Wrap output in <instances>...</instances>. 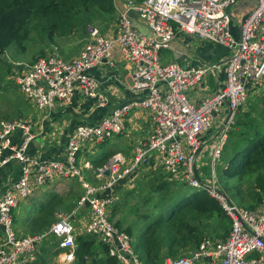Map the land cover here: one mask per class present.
Listing matches in <instances>:
<instances>
[{"label": "built area", "instance_id": "1", "mask_svg": "<svg viewBox=\"0 0 264 264\" xmlns=\"http://www.w3.org/2000/svg\"><path fill=\"white\" fill-rule=\"evenodd\" d=\"M111 33L86 24V42L77 55L65 58L55 52L38 56L32 63L16 62L9 78L20 93L40 109L55 101L69 103L79 91L104 107L109 99L88 71L110 62L114 48L126 62L134 92L139 98L114 105L94 123L78 124L65 142L62 159L42 160L27 153L34 135L27 119L0 120V169L10 162L20 165V174L0 193V264L35 261L39 246L53 238L61 249L60 264L74 259L75 230L71 214L55 213V221L42 232L19 236L13 228L12 212L20 201L53 179L76 178L83 188L77 208H89L83 233L108 247V255L120 264H144L131 236L109 219V207L118 199L116 185L142 167L159 170L165 179L181 181L216 199L230 219L224 237L203 236L186 256L166 258L162 264H258L248 258L264 249V197L247 209L233 203L218 187L216 165L220 163L227 132L247 96L264 80V0L239 25V36L230 33L231 8L238 0H122ZM136 17V18H134ZM138 21L146 30L135 25ZM177 32L198 40L221 44L230 54L224 60V80L212 94L192 103L188 91L217 65L184 66L162 62L160 50L169 46ZM227 112L223 114V108ZM133 110L150 114L148 135L137 139L129 161L115 154L109 163L96 168V183L85 179L78 166L87 147L124 132L127 115ZM221 119L216 124V116ZM20 133L19 144L13 143ZM207 160V161H206ZM84 162L85 168H90ZM109 173L105 176V170ZM109 189V194H103ZM262 259V258H261Z\"/></svg>", "mask_w": 264, "mask_h": 264}, {"label": "rangeland", "instance_id": "2", "mask_svg": "<svg viewBox=\"0 0 264 264\" xmlns=\"http://www.w3.org/2000/svg\"><path fill=\"white\" fill-rule=\"evenodd\" d=\"M115 19L114 15L100 13L96 10L87 12L80 9L74 10L71 9L69 4H66L59 11L50 14L46 18L31 19L26 31L22 34L23 38L20 44L19 41L15 42L0 59V119H12L21 115L23 97L15 84L5 81V76L10 75L14 62L32 63L38 56L48 52H55L65 58L74 56L86 42V24L91 23L97 26L101 32H105L112 27ZM230 33L235 39H238V32L235 33L232 29ZM160 55L162 56L163 53L160 52ZM251 108H253L252 115L258 117L259 121H264V80L260 86L251 90L244 106L236 112L235 117L241 111L251 110ZM235 117L227 132V137L235 124ZM222 155L220 163L216 165L218 187L233 203L247 206V198L253 189V175H255L256 171L244 175H236L233 178L222 176L223 164L226 161ZM110 158L106 163H109ZM80 165L81 163H79L78 159V166ZM81 170L84 176L86 175L89 180L94 181L92 172L85 174L82 168ZM164 181H166L168 186L167 191L158 188ZM46 189H52V191L45 192V200L42 202L41 200L37 203L34 202L28 209L29 200L25 201V203H28L27 212L25 213L27 216L25 218L19 217L17 219L14 216L15 230L19 234L32 235L36 232L45 231L51 224L55 213H73L77 206L78 196L83 191L79 181L73 177L58 179V184L55 188L52 186ZM195 190L197 189L183 184L181 181L167 180L156 171L145 170L130 185L121 186L119 189L116 188L118 199L109 207L108 214L113 222H119L123 230L130 229L131 239L135 241L134 243H143L144 241V246H146L145 242H147L150 235L148 233L151 230L156 229L160 232V229L163 230V228H158L157 226L151 228L155 223H151L148 220L158 216L160 221L165 222L167 217H173L171 214L174 206L183 202L189 193ZM40 193L37 192V195ZM87 209L89 210L88 207ZM197 220L199 219H193L188 215L184 223L172 222L173 233L177 236L174 243L179 241L184 235L185 228L188 230V227H191L188 224H198ZM71 222L73 224V221ZM223 226L229 227V221L225 218H223ZM208 233L211 234L210 231ZM164 236L165 233L161 232L159 238ZM56 249V240L53 238L44 240L39 246L38 257L32 264H60L56 259ZM164 249L168 255L167 246ZM188 250L185 249L181 252Z\"/></svg>", "mask_w": 264, "mask_h": 264}, {"label": "crops", "instance_id": "3", "mask_svg": "<svg viewBox=\"0 0 264 264\" xmlns=\"http://www.w3.org/2000/svg\"><path fill=\"white\" fill-rule=\"evenodd\" d=\"M256 4L257 0H238L231 8L230 30L233 29L235 33L238 32L239 36L240 23L256 6ZM115 6L116 17L118 9L120 10L123 8V1L115 0ZM135 25L142 30H146L138 21L135 22ZM113 26L114 24L103 33H111ZM160 52L163 53L162 56L160 55L162 62L175 61L184 66L194 67L204 65H217V67L207 71L204 74L203 78L192 89L188 91V97L192 103L197 104L201 99L212 94L219 86L222 85L224 80V60L230 54L227 47L206 40H198L188 34L177 32L175 37L169 43V46L165 49H161ZM165 55H167V57L164 58ZM111 61L112 63L104 61L88 71L91 76L98 80V82L100 83V90L104 94H106L109 99L108 104L104 107L96 106L94 100L87 99L79 91H75L69 103L63 104L59 101H55L51 107L40 109L36 107L32 101L26 99L20 93L23 97V102L21 104V115L18 117L27 119L33 126L32 132L34 137L28 145V154L36 156L42 160L62 159L65 142L78 124L84 122L94 123L108 114L114 105L128 102L131 99L139 98L144 95L145 91L134 92L132 90V77L130 70L127 68L128 64L126 65V62L121 59L120 51L116 47L112 52ZM15 63L16 62L13 63V68ZM13 68L11 69V73H13L14 71ZM5 81L15 84V82L10 80L9 75L6 76ZM16 87L18 89L17 85ZM226 112L227 109L226 107H224L223 114ZM220 119L221 115L216 116V124ZM125 125L126 128L123 133L116 135L109 140L94 144L93 146H89L83 153L81 152L79 154V163H81L80 167L84 170L85 174H87V172L93 173L92 177L94 181L89 180L85 175L86 180L92 183H96L99 180V178L96 176V168L106 165L109 157H112L115 154L121 155L127 161L130 160V158L132 157V151L135 141L137 139L146 137L150 131V114L146 110H133L127 115ZM20 141V133H16L13 138V143L17 145L20 143ZM94 160H96V164L93 162ZM85 161L90 163V168L84 167ZM145 170L156 171L162 175L159 170H153L149 167H142L135 174H132L124 181L118 183L116 185V188L119 189V187L121 186L130 185L131 183L136 181V179L141 176V174ZM19 174L20 165L17 162H10L3 166L0 169V193L4 191L13 180L17 179ZM104 175L107 176L108 174L105 173ZM57 184L58 178L53 179L45 186L36 189L33 194L30 195L34 196H29L30 198L28 197L23 201H20L21 203L19 202L20 204H18V206L16 207V211L14 209V211L12 212L13 228L17 235L26 236L29 234H19L15 230L14 218H25L27 216L25 215V213L27 212V204L29 203V209L31 207V204L33 205L34 202L37 203L40 200L42 202L43 200H45V192L50 190L52 191V189L46 188L52 186L55 188ZM116 188L114 189V192L117 195L118 192L116 191ZM37 192L41 193L37 195ZM26 200H29V202L25 203ZM258 205H256L255 207H257ZM239 206L245 208V206L243 205ZM88 215L89 210L86 206L79 208H77L76 206L75 211L71 213L70 220L73 221L72 225L74 227L76 236L79 234H83L84 225L87 221ZM54 221L55 215L50 225H52ZM200 221V235L204 236L208 234L209 236L219 238L224 236L228 232L229 227L223 226L222 215H203L200 217ZM208 226H210V228H208ZM209 231L211 234L208 233ZM195 246H191L188 251L181 252L179 255L174 256V258L186 256L190 251L196 248ZM60 253L57 254V261L58 255ZM162 255L163 259L167 258L164 249L161 252V256ZM247 257L252 259H259L258 264H264V249L260 252H252L248 254Z\"/></svg>", "mask_w": 264, "mask_h": 264}, {"label": "trees", "instance_id": "4", "mask_svg": "<svg viewBox=\"0 0 264 264\" xmlns=\"http://www.w3.org/2000/svg\"><path fill=\"white\" fill-rule=\"evenodd\" d=\"M66 4H69L71 9L74 10L80 9L86 12L96 10L114 16L116 14L115 0H0V59L15 42L19 41L20 44L23 38L22 34L26 31L31 19L46 18L50 14L59 11ZM252 109L241 111L235 117V124L229 131L222 155L223 159H226L222 168V176L233 178L236 175L256 171L253 175V189L247 198L246 205L249 208L245 206L248 209L255 208L264 197V121H259L258 117L253 116ZM93 162L95 163L96 160ZM166 184V181H164L158 188L167 191L168 186ZM215 214L222 215V218L227 219L230 227V219L221 209L218 201L208 196L203 190H195L189 193L183 202L174 206L171 214L173 217H167L165 222L160 221L158 216L148 220L155 223L151 228L155 226L163 228V230H160L165 233L164 237L159 238L161 232L153 229L148 233L150 235L147 242H145L146 246H144V241L143 243L132 241L133 247L144 264H162L164 259L161 252L165 246L169 251L168 255L166 254L167 258H174L182 250L189 249L191 246L196 245L195 247H197L203 237L199 233L201 232L200 217ZM188 215L193 219H199L197 220L198 224H188L191 227H188V230L185 228L184 235L174 243L177 236L173 233L174 228L171 223H184ZM114 224L121 229L119 222ZM125 231L131 236L129 228ZM206 236L209 235L206 234ZM75 245L74 259L69 264H120L114 257L108 255V247L98 242L90 234L77 235ZM60 251L61 249L57 247L55 254L60 253Z\"/></svg>", "mask_w": 264, "mask_h": 264}, {"label": "water", "instance_id": "5", "mask_svg": "<svg viewBox=\"0 0 264 264\" xmlns=\"http://www.w3.org/2000/svg\"><path fill=\"white\" fill-rule=\"evenodd\" d=\"M105 173H106V174L109 173L108 169L105 170ZM109 193H110V190L107 189V190L105 191V193H103V194H109ZM86 206H87V202H86Z\"/></svg>", "mask_w": 264, "mask_h": 264}]
</instances>
